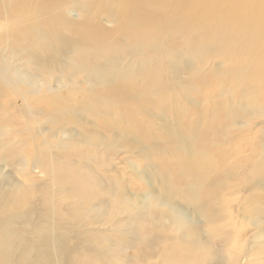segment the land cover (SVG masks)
<instances>
[{"label":"bare ground","instance_id":"bare-ground-1","mask_svg":"<svg viewBox=\"0 0 264 264\" xmlns=\"http://www.w3.org/2000/svg\"><path fill=\"white\" fill-rule=\"evenodd\" d=\"M0 6V264H264V0ZM21 37L87 55L36 70Z\"/></svg>","mask_w":264,"mask_h":264},{"label":"rangeland","instance_id":"rangeland-1","mask_svg":"<svg viewBox=\"0 0 264 264\" xmlns=\"http://www.w3.org/2000/svg\"><path fill=\"white\" fill-rule=\"evenodd\" d=\"M0 9H3V6H0ZM68 15L71 17V18H74L73 16H75L76 15V13L75 12H73V11H68ZM105 23V22H104ZM106 25V27H108V25L107 24H105ZM62 33V32H61ZM63 34V33H62ZM56 42H58V41H53V42H43V41H38V40H35L34 38L33 39H26V38H24V37H21L18 41H17V45H18V47H22V48H25L26 46L27 47H29L30 45H32L33 47H35V49H36V52H34V53H31V59H32V61L33 62H35L36 63V65H35V69L36 70H41V66L43 65V62H44V60L48 57V56H61V55H64L65 53H71V54H73V55H79V56H86L87 54L82 50V49H80V48H78V47H75V46H73L72 44H68L67 45V47H66V49H65V52L64 51H59V50H56L55 49V47H54V45L56 44ZM111 43H110V45L107 47V50H117V55L118 56H122V57H125V60L123 61V63H130V62H132V60H133V53H127L126 52V49H124V48H122V46H124L125 44H126V42L125 41H123V40H120V38L117 36V34H115L114 35V38L110 41ZM181 72V71H180ZM197 85V84H196ZM200 87V88H199ZM201 87H203V89L201 88ZM199 88V90H197ZM202 89V90H201ZM216 90H217V88H216V84L215 83H211L210 84V86L209 87H204V85H202V84H200V86H196V88H195V90L192 92V96H193V98H194V100L195 101H200L201 103H200V108L198 109V110H191V109H188V110H186L185 112H182L181 114H178V115H171L170 116V121H172V122H176V123H180L181 122V124H178V128H177V132H176V134H180V136L179 137H177L176 138V140L178 139V138H180V137H185V136H187V134H186V128H188L189 126H191V125H189V124H187V122L186 121H188V119H191L192 120V118H193V121H195V119H194V116L196 117V120H199V122H202L203 120V117L205 116V112H206V108H209V107H213L214 106V104L217 102V101H219V99L218 98H216V99H214L213 101L212 100H210V99H208L207 100V102L205 101L206 100V97L207 96H209V97H211L212 95H210V94H215V96H217L218 95V92H216ZM194 92L196 93L195 95H193L194 94ZM197 92H198V94L200 93V95H198L197 94ZM217 94H216V93ZM202 94V95H201ZM196 97V98H195ZM200 99H199V98ZM204 98V99H203ZM218 99V100H217ZM1 100H6V98L5 99H1ZM217 100V101H216ZM240 100V97H236V103L238 102ZM210 101L212 102V103H210ZM209 102V103H208ZM214 102V103H213ZM219 103V102H218ZM217 103V104H218ZM210 104H212V105H210ZM208 106V107H207ZM218 107H219V105H217ZM216 106V107H217ZM247 107L248 108H250V103L247 105ZM133 108H136V105H133ZM11 109V111H13V108H10ZM43 109H48L47 108V106L46 105H43ZM251 109V108H250ZM150 118V117H149ZM199 118V119H198ZM200 118H201V120H200ZM130 120H132V118H130ZM219 121H221V122H223L222 120H219ZM224 123V122H223ZM99 124V123H98ZM214 125V124H213ZM213 127V126H212ZM214 128H216V127H214ZM101 131H105L106 130V124H104V127H102V128H99ZM207 132H208V130H206ZM205 130H202V132L203 133H201V134H203L202 136H200V138L199 139H202V141H204L205 140V138L206 137H208L207 135H206V132ZM215 130H211V133H213ZM216 132V131H215ZM223 131H220V133H222ZM220 135L219 136V138H218V140H220L221 139V134H219V133H216V135ZM206 135V136H205ZM256 135V134H255ZM203 137V138H202ZM253 137H256V136H254V135H252L251 137H249V138H253ZM140 138H142L143 140H144V142H147V138L144 136V135H142V137H140ZM204 139V140H203ZM254 139V138H253ZM256 139H257V137H256ZM256 139H255V142H257L256 141ZM123 143H125V144H127L126 142H124L123 141ZM223 143V142H222ZM215 149V148H214ZM213 149V150H214ZM258 150V152H256L257 153V156H258V154L259 155H261L260 154V151H261V149L259 148V146H258V148H257ZM249 150L250 149H246V151L247 152H249ZM212 151V150H211ZM122 156V158L120 159V161H119V164H116V169H118V170H123V171H125V167H124V163H127L128 165L130 164V165H136L137 166V170H135L134 172H133V174H137L138 176H139V178H143V176H145V171H144V173H143V168L145 167V165H143V164H140V163H138V161H137V159L134 157H131V154H129V157H126V155L125 154H122L121 155ZM131 158V159H130ZM141 163H144V161H142ZM143 165V166H142ZM221 165V164H220ZM162 166V167H161ZM165 167L167 168V166L166 165H164V167H163V165H160V168H158V170L159 169H162V168H164L165 169ZM164 169H162V170H164ZM162 170H159V171H162ZM119 178H121L122 179V184H123V186H124V188L126 187V185H127V180L126 179H124V178H122V175H120L118 172H116L115 173ZM131 179V178H130ZM129 179V180H130ZM131 182L130 183H132L133 185H132V187H137L138 189L140 188V187H142V182H141V180L139 179V180H136V182H133V179H131L130 180Z\"/></svg>","mask_w":264,"mask_h":264}]
</instances>
